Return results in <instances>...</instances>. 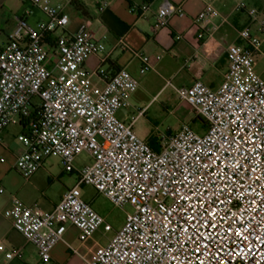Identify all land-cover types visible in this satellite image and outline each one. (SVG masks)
<instances>
[{
    "label": "built area",
    "instance_id": "1",
    "mask_svg": "<svg viewBox=\"0 0 264 264\" xmlns=\"http://www.w3.org/2000/svg\"><path fill=\"white\" fill-rule=\"evenodd\" d=\"M233 1L236 10L246 8V1ZM22 2L40 9L48 20L33 28L18 19L0 44V133L10 126L22 129L17 140L24 151L16 169L26 180L45 158L59 159L65 173L77 175L76 185L53 210L15 199L5 211L41 263L52 259L70 224L79 230L80 242L100 228L112 230L83 198L81 188L87 185L114 206L130 205L134 211L85 264H264V79L255 68L264 15L251 13L259 36L242 29L238 37L246 44L227 47L228 70L218 88L199 81L176 87L167 81L204 131L183 125L162 137L160 149L154 150L136 133L138 118L126 123L117 116L131 106L129 97L139 86L136 77L125 69L109 74L85 67L91 55L106 51L107 34L97 37L89 22L66 34L70 23L62 5ZM141 9L147 11L149 5ZM173 16L182 17L184 11L163 0L157 26H166ZM220 17L210 3L195 23ZM58 32L50 45L46 39ZM116 47L127 48L123 39ZM135 56L140 75L153 69L149 56ZM93 76L104 82L98 93ZM83 153L90 162L76 170L75 160ZM0 253L7 260L21 257L19 251L6 252L3 244Z\"/></svg>",
    "mask_w": 264,
    "mask_h": 264
},
{
    "label": "crops",
    "instance_id": "2",
    "mask_svg": "<svg viewBox=\"0 0 264 264\" xmlns=\"http://www.w3.org/2000/svg\"><path fill=\"white\" fill-rule=\"evenodd\" d=\"M162 1L52 0V3L62 5L69 16L70 24L64 30L66 34L75 33L84 22L90 23L97 37L103 33L107 34L106 51L91 55L86 60L85 67L90 72L101 70L109 74L121 69L128 70L139 83L137 91L129 97L130 105L138 90L146 86V75L149 72L159 75L163 84L156 94H152L148 103L150 105L159 100L167 87V81L176 87L191 86L199 81L210 88H218L228 70L227 47L233 43L246 44L238 37V31L242 29H250L253 34L259 36L258 24L252 20L251 13L264 15V0H244L246 8L242 10L235 9L236 3L233 0H170L184 11V16H173L166 26L158 27L157 11ZM210 3L221 13V17L196 25L195 18L206 4ZM105 4L107 6L104 8ZM147 4L149 9L143 11L141 7ZM76 5L81 6L83 12L77 10ZM18 19L37 28L39 23L47 21L48 17L29 2L0 0V44L6 43L7 36L13 31ZM59 34L61 32L51 35L50 40L54 41ZM121 39L125 41L126 49L116 47ZM136 52L150 57L153 69L144 75L139 74L141 62L135 56ZM158 56L161 58L157 59ZM258 56L264 60V40L256 61ZM259 75L262 77V74ZM92 83L95 93L104 87L100 76H93ZM139 116L140 113L136 118ZM124 122L129 123L131 119L128 118ZM203 131L204 127L201 125L200 131L197 132ZM22 132L17 125L10 126L0 133V189L3 191L0 193V244L5 245L6 252L19 251L21 254V257L7 260L5 253H0V264H85L84 259H93L96 250L102 247L94 236L86 242H80L79 230L71 224L68 225L64 234L65 241L54 246L52 259L41 263L36 248L15 230L13 221L5 216V211L13 206L15 199L26 205L38 204L44 211H51L68 190L60 192L58 198L53 199L42 189L47 179L59 180L68 174L63 171L62 166L56 175L50 174L49 177L45 167H42L29 180L18 172L16 161L24 147L17 139ZM153 137L155 136L150 135L145 140L149 142ZM160 140L161 138H158V141L153 143L156 150L160 149ZM75 185L76 183L73 184ZM69 245L77 249L80 255L75 254Z\"/></svg>",
    "mask_w": 264,
    "mask_h": 264
},
{
    "label": "rangeland",
    "instance_id": "3",
    "mask_svg": "<svg viewBox=\"0 0 264 264\" xmlns=\"http://www.w3.org/2000/svg\"><path fill=\"white\" fill-rule=\"evenodd\" d=\"M255 68L257 73L262 74L264 79V60L261 56H258ZM145 82L147 83L146 86L138 90L135 99L131 103L132 106L128 110L126 108L121 110L117 115L120 120L125 121L128 118L137 117L143 110V113L138 117L135 131L144 140L152 135L155 136L153 139L155 138V141H158V138L175 134L186 124L194 130L200 131V127L203 125L202 121L189 108L180 103L172 88L167 86L168 88L166 87L163 90L159 100L148 105L152 94L157 93L163 82L159 75L153 72L146 75ZM175 84L177 83L175 82ZM89 162L88 155L83 153L76 158L74 166L76 170H79ZM61 166L62 164L57 158H45L43 162V167L49 174L48 177L50 174L56 175ZM74 183H77V175L70 176L67 174L59 180L52 178L50 181L47 179L43 183L42 189L46 191L47 196L56 199L60 192L71 188ZM81 190L83 198L91 202L98 214L112 227L109 232H104L103 228H100L94 235L95 240L101 246H104L114 232L123 227L126 215L133 213L134 210L130 205L124 208L114 206L105 196L97 193L91 186L84 185Z\"/></svg>",
    "mask_w": 264,
    "mask_h": 264
},
{
    "label": "trees",
    "instance_id": "4",
    "mask_svg": "<svg viewBox=\"0 0 264 264\" xmlns=\"http://www.w3.org/2000/svg\"><path fill=\"white\" fill-rule=\"evenodd\" d=\"M76 8H77V10H81V12H83V9L81 8V6H79V5H76ZM46 41H48V43L50 44V45H52L53 44V41L52 40H50V37L49 38H47L46 39ZM155 138L154 139H151V140H149V145L153 148V143L155 142ZM154 150H156L155 148H153ZM92 204V203H91Z\"/></svg>",
    "mask_w": 264,
    "mask_h": 264
}]
</instances>
